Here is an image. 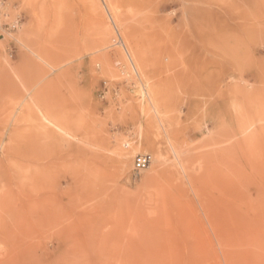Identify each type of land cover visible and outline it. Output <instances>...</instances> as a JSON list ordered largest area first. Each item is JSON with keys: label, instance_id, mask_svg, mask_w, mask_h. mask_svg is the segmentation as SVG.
I'll list each match as a JSON object with an SVG mask.
<instances>
[{"label": "rangeland", "instance_id": "1", "mask_svg": "<svg viewBox=\"0 0 264 264\" xmlns=\"http://www.w3.org/2000/svg\"><path fill=\"white\" fill-rule=\"evenodd\" d=\"M0 6V264H264V0Z\"/></svg>", "mask_w": 264, "mask_h": 264}, {"label": "bare ground", "instance_id": "2", "mask_svg": "<svg viewBox=\"0 0 264 264\" xmlns=\"http://www.w3.org/2000/svg\"><path fill=\"white\" fill-rule=\"evenodd\" d=\"M0 8H1V6H0ZM3 16V17H2ZM6 17V14H5V12H4V14H1L0 15V21H3V19ZM111 17V16H110ZM0 29H1V25H0ZM123 43V42H122ZM127 60H128V63H129V65L130 66H132V69L134 70V72H135V74H136V76H137V71H136V68H135V66H134V64H133V62H132V60H131V58L128 56L127 57ZM48 115V114H47ZM43 120L45 121V122H47V123H49L50 125H53L56 129H58V130H60V131H62V128L60 127V124L59 123H57V122H52V121H50V119H48V117H45V114H44V116H43ZM241 124H242V122H241ZM44 126H46V125H44ZM243 127V126H242ZM252 127V126H251ZM46 128V127H45ZM50 133V132H49ZM14 136H16V135H14ZM39 137H43V138H45V137H47V136H49V134H48V131H47V129L44 131V132H39V135H38ZM13 137V136H12ZM17 137V136H16ZM15 141H17V140H15ZM169 147H170V150L172 151V153H173V156H174V159H175V161H176V163H177V165H178V167H179V169H180V171L182 172V173H184V175L186 174V170H185V168H184V166H183V164H182V160L180 161V156L178 157V152H177V150H176V148L171 144V142H170V144H169ZM9 148V147H8ZM11 148V147H10ZM6 150H7V148H6ZM139 154H142V153H139ZM139 154H136V155H139ZM135 155V156H136ZM134 156V157H135ZM152 159V158H151ZM151 164H152V162H151ZM151 164H150V166H151ZM149 166V167H150ZM132 168H133V160H132ZM147 169H149V168H146V169H144V170H139V171H136L134 168H133V170L134 171H136V172H141V171H146ZM1 172V171H0ZM3 173V172H2ZM1 173V174H2ZM188 181L190 182V183H192V179H191V177L189 176V178H188ZM176 190H177V187H176ZM10 195V194H9ZM8 195V196H9ZM8 198H12V203H13V205H11V206H14V209L13 210H15L16 211V214L18 215V214H21V212H20V209H18V205H17V202H16V198H13L11 195L8 197ZM10 204V203H9ZM9 204H8V208L11 210V208L9 207ZM12 211V210H11ZM19 221H20V217H19V215L18 216H14V225L15 224H17L18 225V223H19ZM3 234V233H2ZM264 248V247H263ZM262 248V249H263Z\"/></svg>", "mask_w": 264, "mask_h": 264}, {"label": "built area", "instance_id": "3", "mask_svg": "<svg viewBox=\"0 0 264 264\" xmlns=\"http://www.w3.org/2000/svg\"><path fill=\"white\" fill-rule=\"evenodd\" d=\"M103 85H104V88H105V86H106L105 82L103 83ZM101 98H103V97H101ZM151 162H152V159H151L150 155H148V154H139V155H136L133 158V168L136 171L144 170L146 168H149Z\"/></svg>", "mask_w": 264, "mask_h": 264}]
</instances>
